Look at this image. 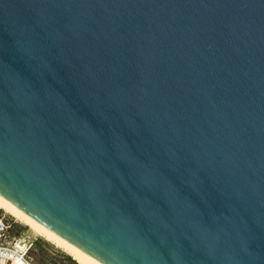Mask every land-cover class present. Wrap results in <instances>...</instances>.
<instances>
[{
  "label": "water",
  "instance_id": "95a60500",
  "mask_svg": "<svg viewBox=\"0 0 264 264\" xmlns=\"http://www.w3.org/2000/svg\"><path fill=\"white\" fill-rule=\"evenodd\" d=\"M0 195L102 264H264V0H0Z\"/></svg>",
  "mask_w": 264,
  "mask_h": 264
},
{
  "label": "built area",
  "instance_id": "2783aa9c",
  "mask_svg": "<svg viewBox=\"0 0 264 264\" xmlns=\"http://www.w3.org/2000/svg\"><path fill=\"white\" fill-rule=\"evenodd\" d=\"M12 218L0 210V264H33L29 259L35 238L28 232L14 231Z\"/></svg>",
  "mask_w": 264,
  "mask_h": 264
},
{
  "label": "bare ground",
  "instance_id": "6f19581e",
  "mask_svg": "<svg viewBox=\"0 0 264 264\" xmlns=\"http://www.w3.org/2000/svg\"><path fill=\"white\" fill-rule=\"evenodd\" d=\"M0 209L12 216L14 219L28 226L33 232L43 236L46 240L61 248L65 253L69 254L78 264H102L95 258L86 254L70 242L66 241L50 229L46 228L14 204L6 200L0 195Z\"/></svg>",
  "mask_w": 264,
  "mask_h": 264
},
{
  "label": "rangeland",
  "instance_id": "374dc122",
  "mask_svg": "<svg viewBox=\"0 0 264 264\" xmlns=\"http://www.w3.org/2000/svg\"><path fill=\"white\" fill-rule=\"evenodd\" d=\"M0 210L1 212L5 213L6 216H8L9 218H12L15 224L14 231L28 232L36 240H41L45 248H47L50 252H53L52 250H55L54 252L57 256H54L52 253H50L49 251L41 247L37 246L33 248L29 254V259L31 260L33 264H78L71 256H70L71 259H67L65 255H68V254L65 253L61 248L51 243L50 241L46 240L43 236L39 235L38 233L33 232L28 226L14 219L12 216L4 212L2 209ZM59 255L63 256V258L58 257Z\"/></svg>",
  "mask_w": 264,
  "mask_h": 264
},
{
  "label": "crops",
  "instance_id": "0c3cea01",
  "mask_svg": "<svg viewBox=\"0 0 264 264\" xmlns=\"http://www.w3.org/2000/svg\"><path fill=\"white\" fill-rule=\"evenodd\" d=\"M41 247V248H43V249H46L47 251H49L47 248H45V246H44V244L41 242V240H36L35 239V242H34V247L33 248H35V247ZM53 252H50V253H52L54 256H57L56 254H55V250H52ZM58 257H60V258H63V256H61V255H59Z\"/></svg>",
  "mask_w": 264,
  "mask_h": 264
},
{
  "label": "trees",
  "instance_id": "16d2710c",
  "mask_svg": "<svg viewBox=\"0 0 264 264\" xmlns=\"http://www.w3.org/2000/svg\"><path fill=\"white\" fill-rule=\"evenodd\" d=\"M24 225H25V224H24ZM68 255H69V254H68ZM68 255H65V257H66L67 259H71V258H70V255H69V256H68Z\"/></svg>",
  "mask_w": 264,
  "mask_h": 264
}]
</instances>
